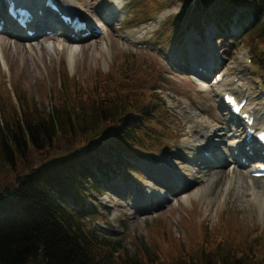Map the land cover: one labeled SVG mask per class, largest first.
Masks as SVG:
<instances>
[{"label": "rangeland", "instance_id": "374dc122", "mask_svg": "<svg viewBox=\"0 0 264 264\" xmlns=\"http://www.w3.org/2000/svg\"><path fill=\"white\" fill-rule=\"evenodd\" d=\"M146 1L77 0L89 23L102 31L77 40L73 58L63 49V36L58 32L41 34L38 39L0 32V97L10 96L19 109L15 90L20 89L47 108L51 102L48 91L55 100L54 91L64 77L74 78L83 88L87 80L104 84L109 72L117 80L121 73L140 74L135 78H145L143 84L146 73L148 77L158 73L161 100L155 96L151 104L157 109L163 105L154 114L160 116L164 129L152 127L157 133L152 131L149 137L155 140V149L138 153L131 158L133 163H116L114 173L98 178L103 193L88 191L82 203L70 201L72 208L88 227L111 240H121L131 254H136L140 240L151 250L157 246V257L159 252L172 259L178 252L187 254L203 239L217 242L232 237L237 227L241 235L248 234L252 250L256 244L263 246L264 180L250 177L249 165L237 162L242 153L240 149L232 152L229 141L234 139L226 135L220 93L190 71L205 56L210 64L215 63L211 75L219 70L230 73V78L240 77V95L248 93L253 103L264 105V67L257 64L251 37L264 22L257 23L247 9L238 7L235 16L239 21L233 25L237 33L229 29L232 19L218 26L219 20L212 19L194 27L192 18L187 21L176 15L182 9L178 0H165L160 9H150L151 15L142 17ZM181 53L187 57L184 63L179 61ZM250 57L251 63L247 61ZM173 63L181 69L172 68ZM111 84L118 86L115 79ZM209 123L215 130L212 141L206 142ZM236 133L242 138V132ZM193 150L198 154L188 152ZM28 161L18 159L16 165L9 163L8 175L0 173V192L9 186L0 199V218L18 198L12 190L17 175L31 165ZM193 171L200 177L184 185ZM209 173L216 180L206 187ZM119 248L114 245L113 252Z\"/></svg>", "mask_w": 264, "mask_h": 264}, {"label": "trees", "instance_id": "16d2710c", "mask_svg": "<svg viewBox=\"0 0 264 264\" xmlns=\"http://www.w3.org/2000/svg\"><path fill=\"white\" fill-rule=\"evenodd\" d=\"M178 1L183 17L197 23L193 26L231 20L238 7L247 9L257 23L264 22V0ZM164 2L146 1L140 15H149ZM256 32L251 35L254 55L263 68L264 26ZM146 74L143 84L145 78H135L140 74L121 73L117 80L109 72L104 84L87 80L83 88L74 78L64 77L54 91L55 100L46 92L51 99L47 108L20 89L15 90L19 109L10 96L0 97V173L8 175L9 163L16 165L18 159L31 163L17 175L12 191L18 198L0 218V264H40L39 259L42 264H264V245L256 244L252 250L248 234L241 235L238 227L232 237L203 239L187 254L178 252L170 259L159 252L157 257L158 247L151 250L140 240L136 254L129 253L121 240L88 227L72 208L70 201L82 203L88 191L103 193L98 178L114 173L116 163L155 149L149 135L157 133L152 127L164 129L154 114L163 105L157 109L151 100H161L162 84L156 86L158 73ZM112 79L118 86L111 84ZM8 188L0 192V199ZM114 245H119L118 253L113 252Z\"/></svg>", "mask_w": 264, "mask_h": 264}, {"label": "bare ground", "instance_id": "6f19581e", "mask_svg": "<svg viewBox=\"0 0 264 264\" xmlns=\"http://www.w3.org/2000/svg\"><path fill=\"white\" fill-rule=\"evenodd\" d=\"M20 1L26 2L28 0H20ZM41 1L42 0H36V1H33V3L36 4V7H38V5L40 4ZM61 2L68 3L69 6L72 5L71 7L68 8L72 13H79V10L78 9L75 10V12L73 11V5L74 6L78 5L77 4V0H61ZM0 19H5V22L7 23V26H11L12 27V29H11L12 31H15V30H17L19 28L13 21H11L9 18L3 16L2 11H1V8H0ZM38 20H40V23L38 24L37 28L38 29H42L43 26L45 24H47L48 16H46V14L44 13L43 15H41L40 17H38ZM58 29H59V32L61 33V35L63 36V39L62 40L64 41V43L61 44L63 46V49H65V51L67 52V55H68L69 58H73L74 55H75V49H76L75 47H76L77 40L84 38V36L88 37V35H83L82 34L86 30H80V31H78L80 33H75L73 35L72 33L75 32L74 29H73V26H69V25H65V24H60ZM14 34L15 35L22 36V33L21 32H14ZM25 35L23 37H25ZM193 51L194 52H197V49H194ZM202 57L203 58L199 59L197 63H199L200 61L209 62L208 58H206L205 56H202ZM199 74L200 75H203V76H206V74L203 73V72H200ZM223 75L224 76L222 77L223 78L222 80L219 81L218 80V77H217L215 79V81L212 83L213 86L215 87V91L221 89V87H223V86H231V87H233V84L230 83L232 81V78H230V73H228V74L225 73ZM219 76H221V75H219ZM224 109H226V108H224ZM225 123H226V127L229 128L228 130L231 131V133H227V135H232L233 137L231 136L230 139H234L232 141L230 140L229 143L233 142L234 144L231 145V146H233V148H235L236 147L235 144L239 140L237 139L238 137H236V138L234 137L235 136L234 132L240 128L241 123L238 121V118L236 116L231 115L228 111H227V113H225ZM211 127H212V124L209 123V125L207 127V132H206V137L207 138H209V136L214 133L215 128L213 129ZM244 137H245V135H244ZM255 149H256L254 151L255 153H257V151H259V150L260 151L261 150H264V145L261 144V145L257 146ZM188 152H192V153H194L196 155L198 154V151L197 150L188 151ZM259 157H261V158L264 157V154L263 153H259ZM206 164H207V162H206ZM256 166L259 167L260 164H254V168ZM249 171H250V169H249ZM216 173H218V172H216ZM249 175H250V177H252L254 179L264 180V177H255L253 174H250V173H249ZM207 176H208V183L206 184V187H209L211 184H213L215 182L216 179H215L214 175H211L210 173L207 174ZM199 177L200 176L196 172L194 173V171H193L191 173V175H190V178H187V179L183 180L182 183L184 185H189L190 184L189 183L190 181L193 182V181H195ZM252 183H253V181H252ZM168 188L169 189L172 188L171 187V184H169V187Z\"/></svg>", "mask_w": 264, "mask_h": 264}]
</instances>
